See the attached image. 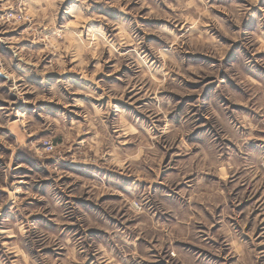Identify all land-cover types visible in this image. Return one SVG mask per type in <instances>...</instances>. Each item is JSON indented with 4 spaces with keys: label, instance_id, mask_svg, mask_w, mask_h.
I'll return each instance as SVG.
<instances>
[{
    "label": "clouds",
    "instance_id": "clouds-1",
    "mask_svg": "<svg viewBox=\"0 0 264 264\" xmlns=\"http://www.w3.org/2000/svg\"><path fill=\"white\" fill-rule=\"evenodd\" d=\"M0 264H264V0H0Z\"/></svg>",
    "mask_w": 264,
    "mask_h": 264
},
{
    "label": "rangeland",
    "instance_id": "rangeland-1",
    "mask_svg": "<svg viewBox=\"0 0 264 264\" xmlns=\"http://www.w3.org/2000/svg\"><path fill=\"white\" fill-rule=\"evenodd\" d=\"M199 54V53H198ZM199 65H195V66H192V67H198ZM7 151V150H6ZM253 199H255V198H253ZM250 203V202H249ZM243 207V206H242ZM255 215V214H254Z\"/></svg>",
    "mask_w": 264,
    "mask_h": 264
}]
</instances>
